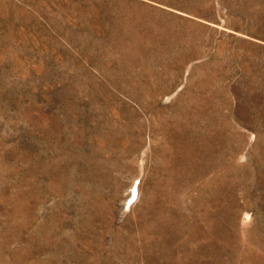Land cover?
Here are the masks:
<instances>
[{
  "label": "rangeland",
  "instance_id": "374dc122",
  "mask_svg": "<svg viewBox=\"0 0 264 264\" xmlns=\"http://www.w3.org/2000/svg\"><path fill=\"white\" fill-rule=\"evenodd\" d=\"M0 264H264V0H0Z\"/></svg>",
  "mask_w": 264,
  "mask_h": 264
},
{
  "label": "bare ground",
  "instance_id": "6f19581e",
  "mask_svg": "<svg viewBox=\"0 0 264 264\" xmlns=\"http://www.w3.org/2000/svg\"><path fill=\"white\" fill-rule=\"evenodd\" d=\"M176 155V154H175ZM181 159V158H180ZM184 159V158H183ZM196 162V161H195ZM173 165V164H172ZM167 177V176H166ZM178 179V178H177ZM191 180V179H190ZM173 190V189H172ZM154 199V198H153ZM172 210V209H171ZM167 216V215H166ZM168 217V216H167ZM172 217V216H171ZM150 219V218H149ZM195 219V218H194ZM246 222V221H245ZM153 223V222H152ZM184 223V222H183ZM151 224V223H150ZM161 224V223H160ZM187 224V223H186ZM173 225V224H172ZM198 225V224H197ZM200 225V224H199ZM192 226V225H191ZM225 228V227H224ZM171 230V229H170ZM152 231V230H151ZM144 233H146V232H144ZM198 233V232H197ZM143 234V233H142ZM157 234V233H156ZM228 237V236H227ZM153 239H155V238H153ZM146 241V240H145ZM136 243V242H135ZM225 243V242H224ZM178 244V243H177ZM201 244V243H200ZM196 245H198V244H196ZM205 245V244H204ZM165 246V245H164ZM136 248V247H135ZM166 248V247H165ZM168 248V247H167ZM192 248V247H191ZM188 250V249H187ZM194 250V249H193ZM165 252V251H164ZM171 252V251H170ZM184 253V252H183ZM189 253V252H188ZM213 254V253H212ZM209 255V254H208ZM168 256V255H167ZM192 256V255H191ZM162 257V256H161ZM168 258V257H167ZM217 258V257H216ZM215 258V259H216ZM229 262V261H228ZM204 263V262H203Z\"/></svg>",
  "mask_w": 264,
  "mask_h": 264
}]
</instances>
